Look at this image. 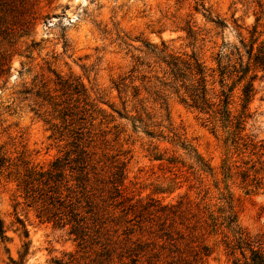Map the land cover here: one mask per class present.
Listing matches in <instances>:
<instances>
[{
  "label": "rangeland",
  "instance_id": "1",
  "mask_svg": "<svg viewBox=\"0 0 264 264\" xmlns=\"http://www.w3.org/2000/svg\"><path fill=\"white\" fill-rule=\"evenodd\" d=\"M257 10V0H0V51L9 58L0 81V156L8 170L46 168L78 143L94 203L80 241L68 225L36 218L7 171L0 173L9 237L0 242V264L17 257L16 217L30 241L24 264H150L156 251L158 264L179 257L246 264L248 248L240 253L226 222L210 231L211 216H234L236 228L264 248V75H246L256 74L254 92L234 141L233 127L179 100L165 63L193 54L216 101L217 54L220 64L233 63L237 47L245 63L250 42L256 38L255 51L264 40ZM243 83L231 91V116L242 111Z\"/></svg>",
  "mask_w": 264,
  "mask_h": 264
},
{
  "label": "trees",
  "instance_id": "2",
  "mask_svg": "<svg viewBox=\"0 0 264 264\" xmlns=\"http://www.w3.org/2000/svg\"><path fill=\"white\" fill-rule=\"evenodd\" d=\"M200 6L206 11L202 4ZM257 6L256 24L264 21V0H257ZM255 32V26H253L250 36H253ZM255 40L256 38L250 42L251 45L246 50L247 60L245 63H243L242 55L237 47H233L230 52L231 55H236L233 63H230V58H228L227 63L220 64L219 54H217L216 70L219 90L216 94V101H212L207 93L206 68L193 54L183 62L173 57L165 61L169 69L171 82L175 84L171 87L179 100L188 107L206 114L207 120L217 119L223 126L233 127L231 134L234 141L239 139L237 134L242 130V124L248 116L247 113H244V110L254 92L253 80L256 74L248 76V79L245 80L246 75L250 70L261 71L264 75V40L260 41L255 51H253L252 46ZM8 72V55L0 51V81L2 85L6 81ZM186 73L190 77L187 78ZM232 76L235 79L227 87L225 80L232 78ZM242 81L244 82L240 90L242 111L236 116H231L229 109L231 91L236 84ZM177 82L179 83L177 84ZM230 124L232 125L230 126ZM9 167L8 159L0 156V173L7 171L6 177L15 182L26 205L34 207L36 218L40 221L52 222L61 227L68 225L69 233L74 234L80 241H84L89 230L87 219L93 213L94 203L91 201L87 190L89 166L87 154L83 147L77 143L74 145V149L54 158L46 168L24 167L20 170H8ZM121 176L122 171L120 170L116 173L115 180L112 181L114 183L112 188L115 192L119 191L118 186L121 182ZM209 218L210 222L207 225L210 231H215L223 222H226L225 227L236 234L235 245L236 248L240 249L242 255V244H245L250 253L246 264H264V248L261 247V243L258 242L255 247L252 241L239 228H236L234 216L227 215L224 221L220 222L215 217L211 216ZM5 231L3 220L0 219V242L9 240ZM14 231L21 237V245L17 250L16 258L8 256L9 264H24L30 241L25 224L18 217H16ZM231 248H233L232 253L235 247L231 246ZM6 250L8 249L6 248ZM168 250L170 253L176 250L173 243H171ZM161 254V252L156 251L153 255H150V264H158ZM200 254L208 255L209 249L202 246ZM165 263L188 264L181 257L170 259Z\"/></svg>",
  "mask_w": 264,
  "mask_h": 264
}]
</instances>
